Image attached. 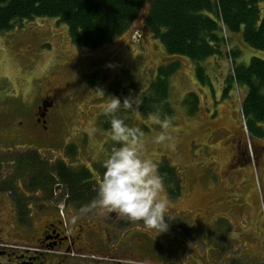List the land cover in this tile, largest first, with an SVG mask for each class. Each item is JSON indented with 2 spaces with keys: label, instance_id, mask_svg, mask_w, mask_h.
Here are the masks:
<instances>
[{
  "label": "rangeland",
  "instance_id": "rangeland-1",
  "mask_svg": "<svg viewBox=\"0 0 264 264\" xmlns=\"http://www.w3.org/2000/svg\"><path fill=\"white\" fill-rule=\"evenodd\" d=\"M140 20L141 16L130 31L94 50L72 44L66 26L53 18H38L0 34V151L36 150L45 159L61 158L67 165L84 166L98 181L92 163L103 165L112 141L111 131L98 121L110 100L107 86L127 70L138 87L145 89L156 68L166 62L161 44L141 33ZM229 42L240 52L236 63L246 65L251 57L264 61V51L252 50L241 39ZM227 57L213 56L206 61L210 84L206 86L197 83L192 63L184 57L178 59L180 67L169 78V102L175 117L167 129V141L155 142L161 128L153 116H137L135 120L147 127L142 137L144 155L156 163L165 159L180 178L181 196L177 200L162 193L168 201L166 215L178 219L182 228L200 239L201 213L194 210L216 201L214 228L229 236L228 240H235L234 245L229 243V251L224 248L216 255L204 251L205 264H211L212 258L223 260L226 252H230L228 264H264V254L261 258L247 254L254 245L264 253V137L247 136L243 129L239 101L245 87L232 86L222 98L223 78L216 72L229 73L232 63ZM89 78L99 84L98 88L89 86ZM188 93L199 98L196 112H189L184 104ZM43 99L56 102L47 131L36 123L34 114ZM68 143L76 146L78 154L72 161L63 154ZM12 170L4 164L0 178ZM57 193L61 198L62 191ZM11 230L23 233L16 225ZM146 231L152 235L150 229ZM160 233L152 236L155 244L163 254L169 253L171 248ZM140 237L152 241L142 234ZM203 243H188L186 248L201 251ZM137 253L127 252L125 258L139 259Z\"/></svg>",
  "mask_w": 264,
  "mask_h": 264
},
{
  "label": "trees",
  "instance_id": "trees-1",
  "mask_svg": "<svg viewBox=\"0 0 264 264\" xmlns=\"http://www.w3.org/2000/svg\"><path fill=\"white\" fill-rule=\"evenodd\" d=\"M148 1L0 0V34L38 18H53L66 26L72 44L94 50L130 31L141 16V33L160 43L167 57L166 62L156 68L145 89L138 87L135 77L127 70H122L107 86L110 99L111 95L131 94L141 100L138 110H122L126 123L146 132L147 127L135 120L137 116L163 118L167 114L173 117V122L175 113L169 102V78L180 67L178 59L184 57L192 63L197 83L206 86L210 85L206 61L225 55L232 64L222 82V98L228 96L232 86L245 87V95L239 101L243 128L247 136L264 137V61L251 57L246 65L236 63L239 50L225 49L230 41L228 35H233L239 36L252 50L264 51V0ZM88 84L92 89L99 86L90 78ZM183 101L189 112L198 110L199 98L194 93L186 94ZM109 120L108 115L98 120L106 131H111ZM113 144L111 141L109 153ZM63 154L67 160H74L78 155L76 146L68 143ZM4 164L11 165L13 170L0 178V186H9L16 193V221L22 225L29 220L23 210L30 197H25L15 186L24 185L31 194L39 191L38 197L44 200L59 186L67 205L83 212L88 204L96 202L97 186L104 170L103 165L92 163L99 178L96 181L84 166L67 165L61 158L51 161L30 149L5 151L0 155V172ZM157 164L159 172L164 174V193L168 199L177 200L181 196L177 171L165 159ZM165 220L169 227L182 229L179 220L171 215L167 214Z\"/></svg>",
  "mask_w": 264,
  "mask_h": 264
},
{
  "label": "flooded vegetation",
  "instance_id": "flooded-vegetation-1",
  "mask_svg": "<svg viewBox=\"0 0 264 264\" xmlns=\"http://www.w3.org/2000/svg\"><path fill=\"white\" fill-rule=\"evenodd\" d=\"M55 105V100L43 99L35 108V121L44 131L48 129L50 112ZM15 187L30 197L23 210L29 220L24 225L16 221V193L9 186H0V264H205L204 247L190 252L186 248L188 243L199 240L203 243L202 232L200 239L193 238L186 228L176 230L167 223L168 228L160 234L171 249L163 254L152 237H157L155 231L139 221L109 213L96 202L88 204L85 211L77 212L67 205L66 198L58 196L56 189L44 200L38 197L39 191L31 194L24 185ZM60 203L62 215L58 209ZM37 222L41 223L38 228ZM15 225L23 233H10ZM141 234L152 241H144ZM127 252H138L139 259H134L133 254L134 258H125ZM252 254L251 257L261 258L264 253L256 247ZM225 256L220 264H228L229 255Z\"/></svg>",
  "mask_w": 264,
  "mask_h": 264
},
{
  "label": "clouds",
  "instance_id": "clouds-1",
  "mask_svg": "<svg viewBox=\"0 0 264 264\" xmlns=\"http://www.w3.org/2000/svg\"><path fill=\"white\" fill-rule=\"evenodd\" d=\"M141 100L131 94L123 97L111 95L103 106V113L110 116V154L103 161V174L97 186L96 203L105 211L123 215L129 220L142 221L155 235L167 229L165 220L167 199L164 191V174L158 164L143 153V131L125 122L122 110H138ZM121 113V114H118ZM161 131L155 142L169 139L167 129L173 117H154Z\"/></svg>",
  "mask_w": 264,
  "mask_h": 264
},
{
  "label": "crops",
  "instance_id": "crops-1",
  "mask_svg": "<svg viewBox=\"0 0 264 264\" xmlns=\"http://www.w3.org/2000/svg\"><path fill=\"white\" fill-rule=\"evenodd\" d=\"M234 38L240 39L239 36L233 37V35H230V40L232 42L234 41ZM214 66L216 67L219 65L218 63H215ZM216 73L222 76L223 79L225 78V76L223 75V73H221V71L216 72ZM216 211H217L216 201H209V203L203 204L202 206H200L199 211L194 210L195 213H199V212L201 213L202 235H203V242H204L203 245L205 244L204 251L208 252L209 255H216L217 252L222 251V249L224 248L226 249V251H229V248H228L229 243L234 245V242H235V240L233 239L228 240L229 236L225 237L224 234L217 232L216 229L214 228L217 224L216 222H217V217H218V212ZM195 218L196 220L199 219L198 216H196ZM189 222H192V221H189ZM254 248H256L255 245L252 248L250 247L249 248L250 251L247 254L253 255L252 253L254 252ZM226 253L229 255L230 252H226ZM238 256H240V254H238ZM252 257L255 258L256 256H252ZM216 261H214L213 258L210 259L211 264H220L222 262L221 259H216Z\"/></svg>",
  "mask_w": 264,
  "mask_h": 264
}]
</instances>
